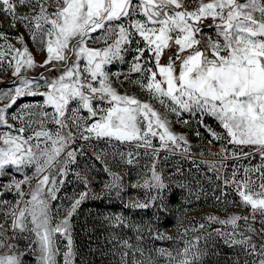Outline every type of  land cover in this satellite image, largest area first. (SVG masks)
<instances>
[{"label": "snow or ice", "instance_id": "1", "mask_svg": "<svg viewBox=\"0 0 264 264\" xmlns=\"http://www.w3.org/2000/svg\"><path fill=\"white\" fill-rule=\"evenodd\" d=\"M18 6H27V12L19 14ZM0 13L9 17L13 28L22 24L33 44L46 53L44 62L38 64L23 36L15 37L22 45L17 48L7 33L0 32V68L7 65L18 78L9 89H0V102L8 100L0 107V177L9 168L18 172L34 169L31 176L9 182V190L15 189L19 198L5 212V222L11 217L13 238L29 234L33 251L38 253L37 264H58L61 241H66L63 264H74L71 218L88 193L73 198L62 218L60 210L53 215L51 201L57 198L69 165L76 162L77 151L67 149L78 139L151 149L150 178L142 174L143 183L134 185L145 189L164 187L155 163L160 151L190 150L185 136L175 134L171 122L150 101L121 94L113 86L112 77L119 82L121 73H110L107 68L125 62L130 52L133 56L125 79L139 73L132 84L166 111L177 116L181 110L203 113L225 130L220 135L208 129L212 140L225 141L218 153H210L220 161L209 162L208 167L239 198L233 206L248 214H209L204 218L207 226L218 227L204 238L220 237L229 247L240 246L264 264V227L258 233L259 245L247 235L257 234L253 227L257 217L264 225V0H0ZM207 20L212 23L205 24ZM205 27H211L214 35L203 34ZM171 48L175 54L162 64V56ZM37 67L45 71L30 76ZM53 71L55 77L47 75ZM25 96L44 99L9 114L8 109ZM82 111L87 115H81ZM154 138L160 141L158 147L152 143ZM255 154L260 164L239 163ZM229 160L236 162L231 171ZM76 176L87 185L85 177ZM118 179L113 174V182L105 187L119 188ZM23 184L29 186L28 199H24ZM128 206L147 207L139 201ZM112 220L123 223L120 216ZM200 229L206 225L201 223L192 231ZM8 231L0 224V249L7 248V253L0 254V264H22L19 255L11 254L16 245L3 238ZM198 246L199 239L176 249L175 254L167 249L157 251L169 264H202L204 253Z\"/></svg>", "mask_w": 264, "mask_h": 264}, {"label": "rangeland", "instance_id": "2", "mask_svg": "<svg viewBox=\"0 0 264 264\" xmlns=\"http://www.w3.org/2000/svg\"><path fill=\"white\" fill-rule=\"evenodd\" d=\"M27 10V6H18L19 14H25ZM204 23L211 24L212 22L207 20ZM0 32L7 33L9 42L17 48L22 47V45L15 37L23 36L24 42L32 52L35 61L38 64L44 62L46 53L40 51L33 44L28 30L20 23H16V27L13 28L9 17L2 13H0ZM203 34L214 35L213 29L205 27L203 28ZM2 42L0 41V43ZM170 54H175V48L165 51L164 56L161 58L162 64L167 63ZM145 55L147 56L148 53H145ZM184 55H187V53H184ZM132 56L133 53L130 52L126 55L125 62H116L108 66L107 70L110 73H121L119 82L116 81L115 76L112 77L113 86L121 94L127 93L128 95L136 96L142 101H150L171 122V130L177 135L185 136L188 145H190V150L188 153H184L181 149H176L173 152L160 151L155 163L164 187L145 189L134 185L137 182L143 183L142 174H146L150 178L148 166L154 162L151 159V149L136 148L132 144H120L117 141L107 140L86 142L78 139L76 143L72 144L67 151L74 149L77 151L76 162L69 165V173L57 192V198L51 201V207L53 215L55 216L57 211L60 210L59 218H62L63 210L70 205L73 198H78L81 192L86 191L88 193V196L81 202L76 213L71 218L75 253L73 257L74 264H77L78 255L74 219L88 197H104L103 195L113 197L127 206L130 202L135 203L137 201L147 205L144 208L130 207L133 211H143L142 215L147 217V221L144 223L145 225H142V230L137 232L136 240L133 243L129 242V240H124V242L127 241L128 245H131L130 248L125 247L124 242L120 244V264H124L125 261H127V264H134L135 261H143V264H169L165 257L158 255L157 250L167 249L175 254L176 249H183L189 241L195 242L197 239H199V250L204 253L202 264H252L253 260L257 261L258 264L259 257L247 255L246 251L240 246L229 247L222 238L215 235H212L207 240L204 238L218 227L216 224H212L210 227L207 226V221L204 218L209 214L220 217H226L231 214H248L246 209L242 210L233 206L238 201V197L233 204L216 202L213 196V189L209 183V178H212L211 181L217 186L216 190H219V187L223 185L222 181L217 179L216 173L208 167V163L220 161L219 156L211 155L210 153H218L220 144L225 142L212 140L208 129L219 133L223 131V128L214 117L199 112H184L182 110L180 115L177 116L173 112L166 111L157 101L151 100L146 91H142L139 86L131 82L139 77V73H132L130 78L125 79L124 74L129 72ZM178 70L179 61H177ZM44 71V68L37 67L29 75L38 76ZM47 75L55 77L57 73L53 71L47 73ZM17 79L13 77L12 71L7 65L0 68V89H9ZM157 79L161 78L157 77ZM45 90L41 89V91ZM43 99L40 96L18 98L16 104L9 108L8 112L9 114L19 113L25 104H37L42 102ZM7 103L8 100L4 99L3 102H0V107H4ZM72 106L74 105H70V107ZM48 110L51 111V109ZM81 115H87V113L82 111ZM185 120L188 121L187 124L182 122ZM9 123L16 124L17 122L9 119ZM48 127L53 128L54 125L49 124ZM27 134L25 133V135ZM152 143L158 147L160 141L154 138ZM129 152L132 153L131 157L128 156ZM129 158L133 160V163L129 164L127 162ZM61 159H64L63 155ZM196 163L203 167L205 172L197 173L194 168ZM125 165H128L127 167L132 166L133 169L137 170L140 167L144 169L141 176H137L134 183L128 182ZM33 172V168H26L20 172L15 168H9L7 174L0 177V202H6L0 203V224H4V228L9 229L3 238L7 239L9 243L16 245L15 250L11 254L19 255L22 264H37L38 253L33 251L35 245L31 244L28 233L21 234L19 239L13 238V232L10 229L11 217L5 222V212L19 198L15 189L9 190L8 184L13 179L23 180L25 176H31ZM76 173H80L82 177L87 179V185L77 178ZM113 174L119 178L117 183L120 187L106 188L105 185L113 182ZM31 183L34 187L36 180L33 179ZM22 189L26 193L24 199H28L29 186L23 184ZM225 204L228 206L225 207ZM112 217L114 215L110 218L111 223L119 225L113 222ZM165 218L168 219L169 226L162 224L161 220ZM151 219H154V222ZM201 223L206 225V229L192 231L193 228H199ZM253 227L257 230V234L247 233V235L252 236V242L259 245L262 241L258 233L264 227L260 223L259 217L253 222ZM159 235L171 237V239H159ZM65 244L66 241H61V255L57 257L58 264H63ZM137 248L140 251H136ZM5 253H7V248L0 249V254ZM124 253H127V255L122 258Z\"/></svg>", "mask_w": 264, "mask_h": 264}, {"label": "trees", "instance_id": "3", "mask_svg": "<svg viewBox=\"0 0 264 264\" xmlns=\"http://www.w3.org/2000/svg\"><path fill=\"white\" fill-rule=\"evenodd\" d=\"M127 166L128 182L134 183L144 169ZM103 196L88 197L74 219L77 264H120V244L124 240L133 243L137 232L142 230V225L147 221V217L142 215L143 211H133L117 199ZM113 215L123 217V223H111ZM151 221L154 222V219ZM161 221L165 226L170 224L167 218Z\"/></svg>", "mask_w": 264, "mask_h": 264}, {"label": "built area", "instance_id": "4", "mask_svg": "<svg viewBox=\"0 0 264 264\" xmlns=\"http://www.w3.org/2000/svg\"><path fill=\"white\" fill-rule=\"evenodd\" d=\"M225 130L223 129V131H220L218 134L220 135H224ZM220 142H225V141H220ZM229 149H233L235 148L234 145L227 146ZM245 152L248 151L247 148L244 149ZM235 161L229 160L227 161V165H228V169L229 171H231L233 165L235 164ZM240 164H244V165H258L261 163L259 154H255L253 155L250 159H246V160H241L239 161ZM195 170L197 173L200 172H205L204 168L201 167L200 165H198L197 163L195 164ZM212 178H209V183L211 188L213 189V196L215 198L216 202H220V203H227V204H233L235 202V199L237 198V196L226 186L222 185V187H219V190H216V187L214 185V183L211 181Z\"/></svg>", "mask_w": 264, "mask_h": 264}]
</instances>
